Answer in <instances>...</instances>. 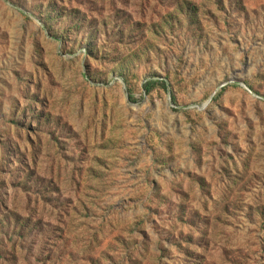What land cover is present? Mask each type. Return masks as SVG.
<instances>
[{"label": "rangeland", "instance_id": "rangeland-1", "mask_svg": "<svg viewBox=\"0 0 264 264\" xmlns=\"http://www.w3.org/2000/svg\"><path fill=\"white\" fill-rule=\"evenodd\" d=\"M4 262L264 264V0H0Z\"/></svg>", "mask_w": 264, "mask_h": 264}, {"label": "trees", "instance_id": "trees-1", "mask_svg": "<svg viewBox=\"0 0 264 264\" xmlns=\"http://www.w3.org/2000/svg\"><path fill=\"white\" fill-rule=\"evenodd\" d=\"M154 83H159V84L162 85V87H164V88L166 87V83L164 81H159L158 82V81H155V80H150V81H148V82L143 84L144 90L147 92L149 90V88H150V85L154 84ZM12 251L14 252L15 250L13 249ZM4 264H5V262H4Z\"/></svg>", "mask_w": 264, "mask_h": 264}]
</instances>
